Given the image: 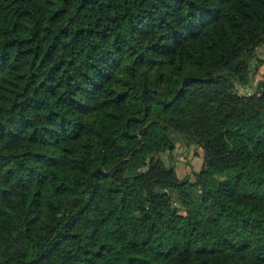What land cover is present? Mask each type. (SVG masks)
Returning a JSON list of instances; mask_svg holds the SVG:
<instances>
[{"label": "trees", "instance_id": "1", "mask_svg": "<svg viewBox=\"0 0 264 264\" xmlns=\"http://www.w3.org/2000/svg\"><path fill=\"white\" fill-rule=\"evenodd\" d=\"M263 43L264 0H0V264H264Z\"/></svg>", "mask_w": 264, "mask_h": 264}, {"label": "rangeland", "instance_id": "2", "mask_svg": "<svg viewBox=\"0 0 264 264\" xmlns=\"http://www.w3.org/2000/svg\"><path fill=\"white\" fill-rule=\"evenodd\" d=\"M262 72H264V66H262L261 68V73ZM175 144H176L175 150L170 161L171 163L175 164L177 174L180 177H182L189 174L194 169L197 170L201 164V159H202L201 152H199L198 150L200 154L199 153L197 154L195 150L190 147L185 150L183 146L184 144H182L179 138L175 139ZM188 170H190V172Z\"/></svg>", "mask_w": 264, "mask_h": 264}, {"label": "built area", "instance_id": "3", "mask_svg": "<svg viewBox=\"0 0 264 264\" xmlns=\"http://www.w3.org/2000/svg\"><path fill=\"white\" fill-rule=\"evenodd\" d=\"M256 52L259 53L261 58H264V43L257 47Z\"/></svg>", "mask_w": 264, "mask_h": 264}, {"label": "crops", "instance_id": "4", "mask_svg": "<svg viewBox=\"0 0 264 264\" xmlns=\"http://www.w3.org/2000/svg\"><path fill=\"white\" fill-rule=\"evenodd\" d=\"M189 172H190V170H188ZM185 174H187V173H185Z\"/></svg>", "mask_w": 264, "mask_h": 264}]
</instances>
